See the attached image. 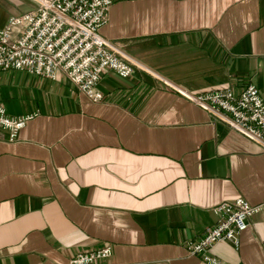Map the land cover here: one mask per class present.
<instances>
[{"label":"crops","instance_id":"0c3cea01","mask_svg":"<svg viewBox=\"0 0 264 264\" xmlns=\"http://www.w3.org/2000/svg\"><path fill=\"white\" fill-rule=\"evenodd\" d=\"M35 6L0 0V29ZM100 33L139 67L106 70L99 101L62 71H0L6 112H37L13 141L0 126V264H68L104 245L100 264H209L185 243L217 204L264 199V148L182 92L254 84L264 98V0H112ZM239 240L212 254L264 264V209Z\"/></svg>","mask_w":264,"mask_h":264},{"label":"built area","instance_id":"2783aa9c","mask_svg":"<svg viewBox=\"0 0 264 264\" xmlns=\"http://www.w3.org/2000/svg\"><path fill=\"white\" fill-rule=\"evenodd\" d=\"M34 9L11 16L0 29V71L26 70L55 80L59 71L93 101L102 99L97 85L110 69L129 76L139 64L100 33L107 22L112 0H32ZM208 113L264 148V98L254 84L235 92L229 85L197 92H182ZM37 112L12 116L0 101V126L9 130V139L35 117ZM264 209V199L251 204L243 198L224 201L213 210L216 222L205 228L185 247L209 264H229L212 254L217 242L229 241L235 248L249 219ZM264 244V241H263ZM112 255L111 245L78 252L68 264H100Z\"/></svg>","mask_w":264,"mask_h":264},{"label":"rangeland","instance_id":"374dc122","mask_svg":"<svg viewBox=\"0 0 264 264\" xmlns=\"http://www.w3.org/2000/svg\"><path fill=\"white\" fill-rule=\"evenodd\" d=\"M30 2H33L32 0H30Z\"/></svg>","mask_w":264,"mask_h":264}]
</instances>
